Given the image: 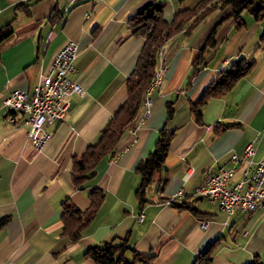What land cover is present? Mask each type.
<instances>
[{
    "label": "crops",
    "instance_id": "1",
    "mask_svg": "<svg viewBox=\"0 0 264 264\" xmlns=\"http://www.w3.org/2000/svg\"><path fill=\"white\" fill-rule=\"evenodd\" d=\"M149 1L0 0V26L15 17L13 32L0 43L1 264H92L84 255L88 245L126 234L139 252H156L154 264H192L218 237L210 264H244L255 257L264 263V210L228 215L216 202L194 194L208 174L228 165V156L241 153L250 141L256 145L255 159L264 152V16L256 19L243 12L242 28L233 16L224 19L216 45L204 50L195 71L193 61L213 25L232 7L215 10L189 34L181 30L168 38L159 57L166 71L150 92V114L144 116L142 106L136 122L118 140L116 155L103 157L96 175L82 188L72 182L73 156L97 140L127 98V77L144 42L143 36L131 33L128 19ZM161 1L166 4L164 17L172 20L176 11L199 0ZM27 3L29 11H16L18 4ZM68 40L78 44L77 70L71 77L84 92L68 97L65 118L47 126L52 135L36 149L25 116L9 121L3 99L14 88L32 91ZM240 56L254 58V66L230 90L210 97L202 105V121H197L192 103L221 68ZM169 102L174 112L167 118ZM164 125L173 132L165 162L147 187V201L140 204L135 168L153 149ZM244 169V164L238 166L231 183L242 178ZM94 187L104 190V201L81 238L71 241L61 235L62 203L69 200L84 209ZM180 190L194 209L162 201ZM201 220H207L206 226ZM126 254L132 256L131 251Z\"/></svg>",
    "mask_w": 264,
    "mask_h": 264
},
{
    "label": "trees",
    "instance_id": "2",
    "mask_svg": "<svg viewBox=\"0 0 264 264\" xmlns=\"http://www.w3.org/2000/svg\"><path fill=\"white\" fill-rule=\"evenodd\" d=\"M31 3L18 4V9L29 11ZM165 2L161 0H150L139 7L128 19V26L132 34H139L144 37V42L138 54L136 65L127 77V98L114 112L111 118L101 128L96 141L88 144L85 151L80 155H74L72 159L71 177L76 188H82L85 182L96 175V166L99 161L109 155L114 157L117 153L116 144L127 128L132 126L138 117L140 108L143 106V99L146 90L153 81L159 65L160 50L163 43L178 31L184 30L187 34L203 21L208 15L217 9L227 6L232 11L219 19L213 25L205 42L193 61L194 71L203 62L204 50L216 45V32L219 24L229 16L235 18L236 27L242 28L246 25L242 13L249 12L256 19L264 16V0H199L195 6L179 9L172 20L164 17ZM11 19L0 26V43L13 32ZM50 18L49 21H52ZM264 40V32L261 35ZM255 59L252 57L240 56L233 60L226 67L221 68L211 83L205 88L201 97L191 105L197 121H202V105L210 97L220 96L230 90L232 86L245 76L254 66ZM174 112L172 102L168 103L167 118ZM173 132H168L164 125L158 134L153 149L143 157L136 165V172L140 175V182L135 194L140 204L147 201L146 190L148 185L156 179L164 165L168 152L170 139ZM162 179L158 189L166 182ZM105 192L102 188L94 187L89 191V205L82 209L69 200L62 203V228L61 235L67 236L71 241L81 238L83 230L89 225L97 210L103 203ZM169 198V197H168ZM165 198L163 202L168 199ZM171 205L178 207H189L188 202L183 198L180 201H171ZM221 237L212 240L202 249L192 264H210L213 253L219 245ZM131 251L132 256L128 257L126 252ZM84 255L93 260L92 264H154L155 251L141 253L130 244L129 235L114 237L110 240L88 245ZM244 264H264L258 257Z\"/></svg>",
    "mask_w": 264,
    "mask_h": 264
},
{
    "label": "built area",
    "instance_id": "3",
    "mask_svg": "<svg viewBox=\"0 0 264 264\" xmlns=\"http://www.w3.org/2000/svg\"><path fill=\"white\" fill-rule=\"evenodd\" d=\"M77 54V42L68 40L56 52L50 68L42 73L32 91L14 88L3 99L9 121H15L17 115L25 116L24 122L29 125L27 134L36 149H41L52 135L47 126L55 125L65 118L70 106L68 97L84 92L81 83L71 77L77 70ZM166 66L162 60L160 76L154 88L162 82ZM151 94L147 98L148 110L144 116L151 112ZM255 154L254 141L247 143L241 153H231L227 158L229 164L221 165L217 171L208 174L194 188V194L216 202L228 215L237 211L264 210V152L258 159H255ZM240 164L245 165L244 174L241 179L231 183ZM183 198L184 191L180 190L165 202H176ZM207 223V220L200 221L201 226Z\"/></svg>",
    "mask_w": 264,
    "mask_h": 264
},
{
    "label": "bare ground",
    "instance_id": "4",
    "mask_svg": "<svg viewBox=\"0 0 264 264\" xmlns=\"http://www.w3.org/2000/svg\"><path fill=\"white\" fill-rule=\"evenodd\" d=\"M162 49V48H161ZM160 54H161V50H160ZM161 65H162V62L160 61L159 62V65H158V68H157V71H156V75L153 79V81L150 83V85L148 86L147 90H146V93H145V96H144V99H143V106L146 108V112L148 110V103H147V98L151 92V90L154 88L155 86V83L157 82V79L159 78L160 76V68H161Z\"/></svg>",
    "mask_w": 264,
    "mask_h": 264
},
{
    "label": "rangeland",
    "instance_id": "5",
    "mask_svg": "<svg viewBox=\"0 0 264 264\" xmlns=\"http://www.w3.org/2000/svg\"><path fill=\"white\" fill-rule=\"evenodd\" d=\"M233 153V152H232Z\"/></svg>",
    "mask_w": 264,
    "mask_h": 264
}]
</instances>
